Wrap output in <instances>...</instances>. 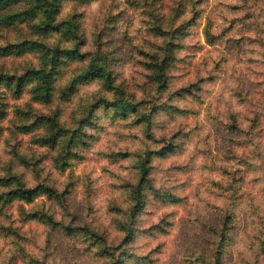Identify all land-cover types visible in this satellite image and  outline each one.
Listing matches in <instances>:
<instances>
[{
  "label": "clouds",
  "instance_id": "9594fccd",
  "mask_svg": "<svg viewBox=\"0 0 264 264\" xmlns=\"http://www.w3.org/2000/svg\"><path fill=\"white\" fill-rule=\"evenodd\" d=\"M0 264H264V0H0Z\"/></svg>",
  "mask_w": 264,
  "mask_h": 264
}]
</instances>
